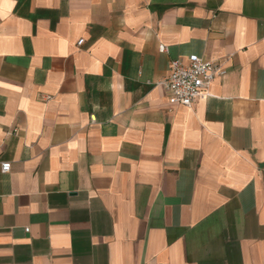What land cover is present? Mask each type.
<instances>
[{
  "label": "crops",
  "instance_id": "1",
  "mask_svg": "<svg viewBox=\"0 0 264 264\" xmlns=\"http://www.w3.org/2000/svg\"><path fill=\"white\" fill-rule=\"evenodd\" d=\"M0 264H264V0H0Z\"/></svg>",
  "mask_w": 264,
  "mask_h": 264
},
{
  "label": "built area",
  "instance_id": "2",
  "mask_svg": "<svg viewBox=\"0 0 264 264\" xmlns=\"http://www.w3.org/2000/svg\"><path fill=\"white\" fill-rule=\"evenodd\" d=\"M80 40L78 45H82ZM164 51L165 49L162 48ZM226 70L197 54L189 56L188 61L172 60L168 76L161 82L170 93L172 100L187 107H192L196 100L208 96L212 82L217 77L225 76ZM11 171V163L2 164V172Z\"/></svg>",
  "mask_w": 264,
  "mask_h": 264
}]
</instances>
